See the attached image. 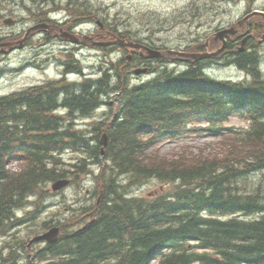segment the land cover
Returning a JSON list of instances; mask_svg holds the SVG:
<instances>
[{
    "label": "trees",
    "instance_id": "obj_1",
    "mask_svg": "<svg viewBox=\"0 0 264 264\" xmlns=\"http://www.w3.org/2000/svg\"><path fill=\"white\" fill-rule=\"evenodd\" d=\"M71 4L74 17L88 13ZM234 56L249 82L213 78L201 61L168 69L169 60L177 58L158 57L163 67L153 78L130 84L123 79L130 65L122 68V58L99 80L73 85L52 80L0 96V227L27 194L66 176L58 153L67 144L88 148L89 158L101 162L99 144L86 143L71 125L76 115L88 116L108 97L112 116L98 122L93 139L106 128L103 156L109 168L137 181L157 178L169 188L146 198L120 191L116 175L103 179L99 204L85 209L86 219L93 220L65 229L58 242L38 252L37 263L264 264V193L259 186L249 190L246 181L264 169V80L255 56ZM132 62L146 60L137 55ZM74 65L67 63L64 72L79 70ZM60 107L65 113H58ZM232 115L248 126H225ZM190 132L223 136L230 154L226 148L222 159L188 151L176 157L157 154L159 142ZM14 159L18 171L9 167ZM85 162L72 167L83 173ZM4 261L0 258V264Z\"/></svg>",
    "mask_w": 264,
    "mask_h": 264
},
{
    "label": "rangeland",
    "instance_id": "obj_2",
    "mask_svg": "<svg viewBox=\"0 0 264 264\" xmlns=\"http://www.w3.org/2000/svg\"><path fill=\"white\" fill-rule=\"evenodd\" d=\"M71 3L85 8L88 13L74 17L68 9L73 8ZM253 9L264 10V0H49V2L39 0V3L33 0H0V41H6L9 46L0 49V96L41 85L50 80L61 79L64 63L68 62L75 66L71 62L72 59L77 61L78 71L81 73L68 74L64 77V85H73L84 78L99 80L110 64L117 66L119 61L128 55L127 50L118 51V49L74 50L73 44L69 42L56 41L44 45L38 41L41 36H32L28 45L22 49H18V45L13 46L14 42L18 44V41L23 39V32L35 22L34 19L45 17L47 12L48 16L64 21L88 16L98 17L106 22L110 29L127 33L132 39L153 48L199 51L210 35L215 37L214 32L219 28L229 26ZM8 19H14L16 23L14 25L4 23V20ZM252 21L255 22L253 23L255 29L264 27L261 18ZM83 26L92 27L88 22ZM210 46L215 45L211 43ZM216 47H219V44H216ZM210 49L214 50V47ZM244 50L245 54L256 57L259 73L264 80V43ZM235 51L239 52L235 48L227 51L224 56L216 57L215 62L208 60L209 62L204 63L208 67L207 74L222 80L241 79L249 82L251 77L233 62ZM169 61L172 63L168 65V69H183L185 65L177 60ZM133 63V67L147 65L149 72L139 76L122 75L130 84L151 79L157 70L163 67H160V63L155 60L144 62V65ZM112 74L113 83L117 80V76ZM101 100L103 102L99 107L88 116L76 115L71 125V130L86 137L88 139L86 143L89 145L98 144L100 136L98 139H93L97 133L95 127L98 122L106 121L112 116L113 106L108 104V101L113 104L112 99L103 97ZM225 125L241 130L247 122L233 115ZM223 139L226 138L190 134L175 141L160 142L157 145L159 148L157 154L161 157H176L188 151L195 156L202 154L207 155V158L222 159L225 157V148L228 149L226 153L230 154L228 152L230 148L224 144ZM89 155L88 148H75L67 144L58 153L60 157L58 166L64 171H69L66 173V176L72 179L69 185L58 192H52L51 181L42 184L38 192L26 198L25 204L13 210V218L10 217L3 222L8 225L14 222L12 226L6 225L0 230V250L2 255L7 256L5 263L11 264L14 260L15 264H30V256L35 259L44 244L32 246L30 256H27V252L21 248V241L25 244L33 235L40 234L53 225L63 224L68 231L77 228L80 214H83L85 209L95 206L103 179L116 175L122 183L120 191L130 195L151 197L162 191V182L157 178L137 181L127 175H118L114 169L109 168L110 163H106L104 157L100 156L101 162L98 164L91 160ZM84 159H86L85 171L79 173L72 165ZM18 166L19 164L12 163L13 170L18 169ZM72 172L75 178L72 177ZM246 181L249 190L259 186L264 193V169L251 172ZM4 213L6 214L7 210Z\"/></svg>",
    "mask_w": 264,
    "mask_h": 264
},
{
    "label": "flooded vegetation",
    "instance_id": "obj_3",
    "mask_svg": "<svg viewBox=\"0 0 264 264\" xmlns=\"http://www.w3.org/2000/svg\"><path fill=\"white\" fill-rule=\"evenodd\" d=\"M69 20L70 19L63 21L60 19H52V18L47 17L45 22H48L52 24L53 26L49 28V30L40 29V30L33 32L32 34H30L29 36L30 38L29 37L27 38L25 43L26 44L29 43V40L31 39L32 36L33 37L41 36L38 38V41H41L44 45L55 43L56 41L64 42V40L58 35V31L61 28L62 30L73 32L75 34H88L94 37L93 41H87L86 43L81 44V45L74 44L73 47L76 49L80 50L83 48H90L91 50L100 51V50L110 49V48H118V49L120 48L118 45H111V44L110 45L109 44L97 45L96 43H94L95 41L108 40V38L103 37V35H106V33L114 31L110 29V27L106 24V22H103L98 17L88 16V17H83L80 19L74 18V20L72 21H69ZM97 20H100L101 23H97ZM86 22L90 23V26L92 27L89 28V27L83 26V24H85ZM247 28H248L247 34H242L241 31L244 30L245 28L240 27L239 28L240 31L238 32V34L234 36H226V40L228 41V46L238 48L244 36H246V40H245L243 49H250L254 47V45L258 44L260 35L257 34V32L254 30V28L249 23L247 24ZM116 34L119 35V33L117 32ZM216 42H218L219 44L221 43L220 41H216ZM135 57L136 55L133 54L129 58V61H131Z\"/></svg>",
    "mask_w": 264,
    "mask_h": 264
},
{
    "label": "water",
    "instance_id": "obj_4",
    "mask_svg": "<svg viewBox=\"0 0 264 264\" xmlns=\"http://www.w3.org/2000/svg\"><path fill=\"white\" fill-rule=\"evenodd\" d=\"M254 15H260V16L264 17V12L257 11V10L252 12L251 14L247 15L243 20H241L240 24L247 21V19L249 17L254 16ZM4 22H6L8 24L12 23V21L9 19L5 20ZM43 26H46V25H43V24L37 25L31 29H34L37 27L39 28V27H43ZM232 28L233 27H230L229 29H225V30L217 32L215 37L216 38H217V36L222 37L226 33H231V34L234 33ZM61 35L64 36L67 40L78 41V38L76 36L70 34V33L64 32ZM113 37H114V40L111 41L112 43H118V44H123V45L129 46L132 48L131 51H133L134 49H138L139 52L141 54H143L142 50H144L146 52V54H143V56L146 58H156L158 56H165L166 57V56H169L172 54V55H177V56H181L184 58H193V59L197 60L199 58H206V57L215 56V55L219 54L220 52H222L225 49V45H226V42L223 40V44L221 45V47H219L215 51L204 52V53H187V52H180V51H174V50H169V49L168 50H157V49L147 47V46L140 44V43L130 42V41H127L126 39L115 38L114 35H113ZM83 38H85V37H83ZM262 39L264 40V35H263ZM22 40H19V43H20L19 47H22ZM7 44L8 43L2 44V45H7ZM133 71L135 74H139L141 72H146L147 68L139 67V68L134 69ZM100 142L102 145L106 144V135L105 134L102 136V139ZM67 183H68L67 180H57L56 182L53 183L52 189L55 191L59 190L60 188L65 186ZM58 234H59V227L54 226V227H51L46 232L32 238L30 240V243H32L33 241H40V240H46L48 242H56L58 240Z\"/></svg>",
    "mask_w": 264,
    "mask_h": 264
},
{
    "label": "bare ground",
    "instance_id": "obj_5",
    "mask_svg": "<svg viewBox=\"0 0 264 264\" xmlns=\"http://www.w3.org/2000/svg\"><path fill=\"white\" fill-rule=\"evenodd\" d=\"M249 56V55H248ZM235 57V56H234ZM252 57V56H251ZM237 64V63H236ZM213 74V73H212ZM99 146V145H98ZM143 198V197H142ZM263 210V209H262Z\"/></svg>",
    "mask_w": 264,
    "mask_h": 264
}]
</instances>
